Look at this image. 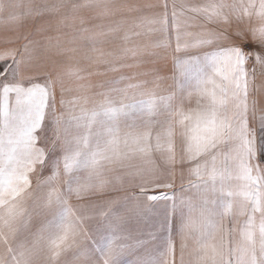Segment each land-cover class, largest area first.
<instances>
[{"label":"snow or ice","instance_id":"1","mask_svg":"<svg viewBox=\"0 0 264 264\" xmlns=\"http://www.w3.org/2000/svg\"><path fill=\"white\" fill-rule=\"evenodd\" d=\"M0 24V264H264V0Z\"/></svg>","mask_w":264,"mask_h":264},{"label":"crops","instance_id":"2","mask_svg":"<svg viewBox=\"0 0 264 264\" xmlns=\"http://www.w3.org/2000/svg\"><path fill=\"white\" fill-rule=\"evenodd\" d=\"M139 2L148 3V2H155V0H139ZM241 27H244V26L242 25ZM2 29H3V25L0 24V31H2ZM261 83H264V80H261V78L258 77L257 80H256V84L260 85ZM34 181H35V177H33V182ZM157 191L159 192V191H165V190L164 189H159ZM179 244H180V241H179V238L177 237L176 238V259H177V261L179 260Z\"/></svg>","mask_w":264,"mask_h":264},{"label":"rangeland","instance_id":"3","mask_svg":"<svg viewBox=\"0 0 264 264\" xmlns=\"http://www.w3.org/2000/svg\"><path fill=\"white\" fill-rule=\"evenodd\" d=\"M253 23H255V22H253ZM244 27H247V26H249V25H247V24H245V25H243Z\"/></svg>","mask_w":264,"mask_h":264}]
</instances>
